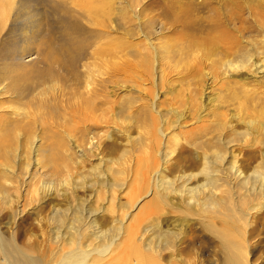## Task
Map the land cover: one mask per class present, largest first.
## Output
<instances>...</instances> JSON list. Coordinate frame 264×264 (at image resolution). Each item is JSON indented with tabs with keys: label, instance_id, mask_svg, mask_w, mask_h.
Masks as SVG:
<instances>
[{
	"label": "bare ground",
	"instance_id": "obj_1",
	"mask_svg": "<svg viewBox=\"0 0 264 264\" xmlns=\"http://www.w3.org/2000/svg\"><path fill=\"white\" fill-rule=\"evenodd\" d=\"M176 1L167 3V9L177 41L157 39L161 36L153 31L154 24L144 25L135 15L137 36L144 39L147 52L137 54L139 46L133 51L136 44H125L120 37L130 38L131 33L114 22L116 0H0V96L11 95L12 102L3 108H11L9 116H0V146L7 142L16 146L18 141L11 135L24 132L27 136L20 147L25 146L31 156L34 153V160L29 157L22 170L17 163L20 156L15 154L18 146L8 159L0 149L4 161L3 166L0 162V219L2 202L15 219L26 212V205L21 211L13 208L20 195L26 192L34 199L31 193L38 191L35 184L27 189L25 181L31 167L42 165L44 148L42 139L36 143L37 130L65 135L52 153L47 155L45 149L43 156L49 163L43 168L61 176L67 204L64 208L53 205L46 220L51 231L48 259L32 258L33 250L6 242L0 233V264H185L186 250L181 249L175 232L182 217L144 227L124 225L142 198L152 196L151 206L163 204L179 215L198 209L208 214L210 208H218L219 218L227 217L235 199L241 201L244 214L264 209V37L236 27L234 17L222 16L210 0ZM230 25L235 26L230 28L236 35L229 33ZM121 31L124 34L117 37ZM90 49L95 58H106V67H78ZM33 53L36 56L26 60ZM131 59H138L136 67L144 75L154 77L150 95L129 85L128 90L127 81L118 83L125 76V80L132 78ZM194 62L204 66L207 80L219 79L223 87L235 88L224 104L226 111L211 110L200 116L196 114L202 110L198 103L202 97L193 95L190 104L197 111L188 121L184 115L176 116L174 108L163 110L166 103L159 102V88L176 65ZM122 87L126 95L118 103L115 95ZM110 125L115 127L112 142L99 145L100 133ZM181 140L184 144L179 145ZM178 145L179 154L172 161ZM74 180L82 191L92 192L88 199L70 190ZM125 190L126 202L113 212L115 216L98 223L97 216H110L121 198L117 194ZM106 199L108 209L93 207ZM221 221L215 236L221 240L223 264H240L232 252L235 247L226 221ZM105 225L109 229L103 231ZM210 227L213 231L215 226Z\"/></svg>",
	"mask_w": 264,
	"mask_h": 264
},
{
	"label": "rangeland",
	"instance_id": "obj_2",
	"mask_svg": "<svg viewBox=\"0 0 264 264\" xmlns=\"http://www.w3.org/2000/svg\"><path fill=\"white\" fill-rule=\"evenodd\" d=\"M176 2H177L176 0H116V12L114 15L115 18L114 22L117 21L118 24L123 26V29L126 33L128 31L129 33H131L129 38V37H124V35L122 36L121 34L122 33L124 34V31H121L117 37L121 35L120 37L122 38L123 42L125 41V44H130V45L136 44L135 45L136 47L133 48V51L139 46V49L137 48L134 51L135 53L136 51L137 54L147 53L146 43H144L145 42L144 39L137 36L138 22L137 19H135L136 18L135 15H137L140 17L141 22L144 25L147 22H152L154 24V26L152 25L153 31L156 32V36L157 33L159 34L160 32L159 36H161V37H156L157 39L159 38V40H163V41L167 39L177 41L178 35L176 33V29L171 27V25L169 24V19L172 18V15L167 9V3L174 4ZM209 2L212 3L213 8H216L217 10L219 9L218 12L222 16H226L229 14L228 17L230 16L234 17L233 22L234 21L236 23L238 22L236 24V27L242 26L244 28H247L246 32L248 33V35L250 34L249 32H251V35H257L258 33V38H261V34L264 37V0L263 1L262 0H245V1L229 0L224 2L223 1L221 2L220 0H214V1L210 0ZM236 2H238V4ZM131 6H133V9L135 10H132ZM239 19H241L242 21L240 22ZM230 27L235 28V26L230 25L228 27V31L230 34L236 35V33L234 34V30ZM254 37L256 38V36ZM103 42H104L103 46L105 47L106 42L105 41ZM89 51L91 52L87 53L88 55H86V57L78 64V67H106L107 64H106V60H104L106 59L105 57L101 58L97 56L96 59L94 56H92L94 53L93 49L92 50L90 49ZM35 56H36L35 53H33L29 57L27 56L26 60ZM137 60L131 59L134 69L133 70L132 67L130 69V76L132 78L129 77L130 79L127 78V80H125L126 79L125 76L124 78H122V81H118V83L121 85H125L126 83L124 84V82L127 81L126 86L128 90L130 89L129 88L130 86H133L132 88L134 89V91L137 89H141L142 91H144L145 89V92H147V94H149L150 92L153 93L152 80L154 79V77H152L151 75L147 77L148 74L144 75L142 72L143 70L136 67ZM203 67L204 66H199L196 62H194V64H191L189 66L176 65L172 71L168 72L167 77L165 78V80H162V84L160 85L159 88L160 89L159 102L166 103L163 104L165 105V107L162 106L164 111L174 108L178 114L176 116H179V114L184 115V117L186 116L185 120L190 121V117H192L194 111H197L196 110L197 108L192 111V104H190L191 97L193 95L194 98L196 97L198 99L202 97V100H200L202 101V103L198 101L200 107H202V110H199L196 114L198 116L204 115L210 112L211 110H214V112H218L220 110L226 111L223 108L225 106L224 104L230 98V91L232 90V88L235 87H232L231 89L230 88L227 89L226 87H223V82L219 79H217L216 81L207 80V77H204L203 75L204 71L202 72ZM91 70H93V68ZM155 75H156L155 82L156 84H158L157 82L158 75L156 71L154 73V76ZM249 86L250 88L254 87V83H251V85ZM123 88L124 87L118 88L116 92L115 99L118 103L122 102L124 99V95H126L125 94L126 92H124L125 89ZM0 89L2 90V85L0 86ZM236 89L238 90V88ZM205 90L206 92H202ZM10 97L11 95L7 99L6 97L3 98L2 96H0V116H2V114L9 116L8 114L10 113L11 108L9 109L6 108L5 110L3 108L4 106L6 107L12 104V102H10L11 100ZM15 104L16 107L18 106L22 108L24 107L22 103H15ZM218 106H221V109L216 108ZM246 113L247 112L244 113V116L242 115L243 118H246ZM1 123H3L2 120H0V124ZM114 129L115 127L110 125L107 129L103 130L99 135L100 137L98 136L99 137L98 144L102 146L105 144L110 145V143L112 142V138L114 137V133H115ZM34 133L37 137L36 143H38L37 142L38 138L42 139L41 142L44 148V150L43 149L42 150L44 152L45 149L48 150L47 155L52 153V150L54 149L56 143L59 140H65L64 138L65 135L63 136L62 133L56 130L47 131V132L46 131L43 132L42 130H37L34 131ZM26 136L27 134H25L24 132L20 134L17 133L12 134L11 135L12 139L18 141L19 145L17 144L16 146H13L12 143L7 142L6 146H2V148L0 146L2 153L6 154L5 156L7 157V159L9 157H13L12 156L13 150L18 146L19 150L15 151L17 152L15 154H17V156H20V159L19 158L17 159V163L20 166L22 164V166L20 167L22 168V170L26 166V163L28 162L27 159H29V157L34 160L33 152H32L33 155L31 156L30 154H27L28 150L26 149L25 146H22V148L20 147L22 142H24ZM183 141L184 140H181L179 145H182V143L184 144ZM96 142L97 141L95 140L94 143L96 144ZM179 148L180 146L175 148L176 151H174L175 153L173 152L172 161L176 160L179 154L178 151ZM44 152L40 153V161L42 162L40 168L36 169L31 167L28 170L29 174L25 180L27 184V189L28 188L31 189V186L35 184L41 190L39 191V189L35 186L37 188L35 190H38L37 193H31L33 195L35 194L34 199L36 201L31 196H27L26 192L22 193L20 195L21 197L19 200V204H17L13 208H16L18 209V211H21V209L24 208L23 205H26V212H24L23 214L21 213L20 216H18L15 219L14 216H12L13 215L12 210H8L9 209L8 208L5 211L6 207H3L4 204L2 202L3 217L2 220L0 219V233L2 234L3 239L6 240V242L12 241L14 245H18L20 248L27 250L30 249L31 251L32 250L35 251V252L32 251V253L30 254H32L31 257L36 260L38 257H42V256H44L45 258L47 257L46 259H48V255L50 256L51 253L50 252L51 231L50 228L48 227L46 220L49 214L51 213L52 206L58 203L60 204V207L64 208L65 205H67L65 199L63 200L64 196H62L65 186L63 182H60L61 176L59 177L58 174L55 175L51 171L44 170L45 168H43V165L49 163L48 158H44L45 156ZM33 160H32V164H34ZM0 162H2V166H3L4 161L0 160ZM94 162L96 164L98 163L97 161ZM129 181L131 182V180ZM70 186L71 189L70 188L69 189L76 191L74 192V195L78 197H84V198L87 197L85 199H88V196L92 193L91 191L88 190L82 191L78 186H76L75 180L68 187ZM57 189L61 191V193H59L61 198L57 197V195H59L56 192ZM37 194L39 195L37 196ZM125 194H126V190L122 191L121 193L119 192L117 194V196L120 195L121 198L118 196V201L116 200V202L114 203L115 205L113 204L115 206V207L112 206L113 211L111 210L112 208H110V210L112 211L110 212V216L109 213L107 214L100 213L99 216H97L98 223H103L105 218L106 220H108L110 219L109 217L115 216L113 212H118L116 211L118 210V206L126 202ZM151 199L152 196H145L136 204V207L134 206L133 208H131L130 216L126 220L124 219L125 220L124 225L126 226L129 224H133V225L135 224V226H138L140 224L139 227H144L147 224L149 225V223L163 224L166 218H170L171 221H173L176 219V217L180 216L182 217L183 220H179L176 224L177 225L182 224V225L175 228L176 229L175 232L178 233L180 237L178 241H180L179 245L181 249L186 250V255L183 254V256L186 258V260H188L187 262L191 261L195 264L196 263L223 264L224 261L222 254L223 249L220 242L221 240L217 238L218 236L217 229L218 227L222 226L221 219L223 218L226 221V227L228 228L227 233L230 237L229 239L230 241L232 239L234 243L235 248L233 249L232 252L235 251V253L233 254L234 255L236 254L237 259H240L239 260L240 264H264V209L259 212H252L251 215L244 214L240 210V206L242 205L241 201L239 199H235L228 206V209L226 211L227 217L222 216L219 218L218 208H210L211 210L208 214H201L199 212L200 210L198 209L195 211L193 210L194 212L192 214L179 215V214H171L169 207L163 204L157 206L156 205L151 206L150 205ZM62 200L63 202L64 201L65 202L62 203ZM29 201L31 205L29 204ZM170 201H173L174 203L178 202L176 198H171ZM94 204L96 206L94 205L93 207H97L98 209L104 207L107 208V206L110 205L108 203V199H106V201L104 202L102 200L99 203H94ZM235 204L236 205L239 204V209L236 207ZM41 208H44L43 209L44 211L39 213ZM40 221L43 222L42 225L40 224ZM40 226H42V228H40ZM210 226L212 227L215 226L214 227L215 229L212 228L213 229L212 231ZM108 227H109L108 225L101 226L103 231L104 229L105 230L109 229ZM215 230L217 231L215 232ZM215 234L217 236H215ZM74 248L76 247L74 246ZM68 250H70V248ZM244 251L246 252L244 253ZM187 262L185 264H187Z\"/></svg>",
	"mask_w": 264,
	"mask_h": 264
}]
</instances>
